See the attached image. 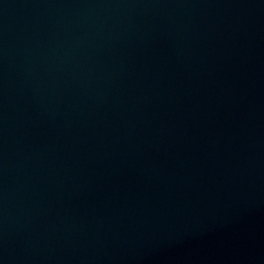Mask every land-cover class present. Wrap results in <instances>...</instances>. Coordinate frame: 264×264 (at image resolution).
<instances>
[{"label":"water","instance_id":"1","mask_svg":"<svg viewBox=\"0 0 264 264\" xmlns=\"http://www.w3.org/2000/svg\"><path fill=\"white\" fill-rule=\"evenodd\" d=\"M0 264H264V0H0Z\"/></svg>","mask_w":264,"mask_h":264}]
</instances>
